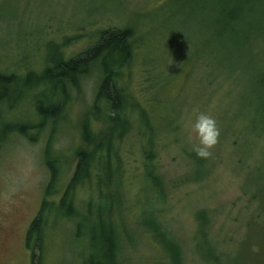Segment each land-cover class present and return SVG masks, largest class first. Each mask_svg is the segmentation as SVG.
<instances>
[{"label":"rangeland","instance_id":"rangeland-1","mask_svg":"<svg viewBox=\"0 0 264 264\" xmlns=\"http://www.w3.org/2000/svg\"><path fill=\"white\" fill-rule=\"evenodd\" d=\"M113 27L133 29L134 56L125 75L131 91L147 100L152 122L141 130L152 133L149 144L133 129L109 158L119 177L110 193L117 188L125 220L136 225L123 238L122 264L167 262L150 236H141V215L164 223L179 264H215L198 252L195 215L201 211L212 215L206 231L219 264H264V0H0V70L39 72L54 58L53 43L72 57L97 41L98 30ZM96 86L94 73L84 77L69 92L60 119L28 130L34 141L15 133L0 142V264H30L36 250L26 246L25 235L50 179L47 156L57 164L56 200L77 166L78 147L85 149L80 126ZM39 92L17 98L15 107L7 97L0 122L39 121ZM202 112L220 128L207 159L193 150ZM91 118L93 129H101L100 118ZM144 143L152 146L148 158ZM145 164L161 176L165 195L147 181ZM96 166L89 180L74 186L81 216L89 205L105 204ZM75 222L60 212L51 216L43 264H82L87 241L85 233L76 237Z\"/></svg>","mask_w":264,"mask_h":264},{"label":"trees","instance_id":"trees-1","mask_svg":"<svg viewBox=\"0 0 264 264\" xmlns=\"http://www.w3.org/2000/svg\"><path fill=\"white\" fill-rule=\"evenodd\" d=\"M213 35L215 36V31ZM132 41L133 29L131 28H102L97 31L96 42L72 57L63 56L57 45L52 42L55 45L52 54L54 58L46 59V64L39 72L29 70L20 73L18 70H0V88L7 89L15 85L17 87L22 85L29 92L41 87L40 93L42 94H53L54 97L60 96L61 100L54 107L41 108V111L38 105L44 101L45 97L35 100V113L40 118V123L35 127L38 130L43 129L45 122H53L57 118H61L63 106L70 96L69 92L72 89H78L84 77L94 73L97 79L94 100L83 116L84 118L82 117L80 126V136L85 149H83V146L82 148L78 147V153L76 154L78 158L77 166L65 190L56 200L52 199L55 196L52 187L57 178L56 160L47 156L46 165L49 169L50 179L46 185L40 208L30 222L25 235L26 246L33 251L36 250L32 254L30 264H43L42 241L46 238L51 216L53 219V216H56L59 212L77 221L74 226L76 237L83 236V233H85L87 248L85 247L86 249L83 252L82 264H122L121 257L124 255L125 248L123 238L131 235L136 225L125 220L124 215L126 213H124V206L120 202V192L117 188L113 186V193H110L109 185H114L119 177H114L116 170L114 173L112 170L114 167L109 158L119 152L120 144L126 137V133L133 129L141 137L145 135L146 140H149L148 144L152 141L150 131L147 134L141 131H148V128L152 125L148 116L147 100L145 101L146 104H143L144 101L135 92L131 91L128 86L129 79L125 75V71L129 69L134 56L135 48ZM260 83L261 86H264V74L260 77ZM68 86L71 87L70 90H66ZM47 89L51 90L45 92ZM2 100L0 102H3ZM132 113L135 116L133 120L131 118ZM91 115L100 118L101 129H93ZM136 120L145 124V126H137L135 124ZM260 121L263 122L262 128L264 129V112L260 115ZM4 123L2 126L4 128L0 127V142L15 133L33 140V137L28 134L29 129L25 125ZM116 142H118L119 149L113 147ZM148 144L144 143L142 149L147 158L150 157L149 153L152 152V146ZM46 152L49 151L46 150ZM91 160H96L94 163L98 167L96 173L98 192L101 198L104 199L105 204H100L96 208L89 205L83 215L86 218L77 220L83 216H81L80 211H77V207L73 202L74 186L78 182L90 179L91 173L87 166ZM199 163H202V161ZM145 166L144 175L147 181L157 188L156 190L159 193L164 191L162 194L165 195L167 188L165 189V186H162L163 180L156 172L155 167L150 164H145ZM106 176H111L113 179L111 183H107L106 179L104 180ZM195 217L198 224L196 237L200 239L198 252L201 258L204 262L211 261V263L219 264L217 262L218 255H210L213 244L212 240L207 238L206 228L212 221V215L209 216V213L201 211L200 213L197 212ZM141 218H143V221L139 222V227L143 230L141 236L144 237L147 234L150 236L152 246L160 249L161 254L167 260L163 264H179L178 249L174 244L175 240L170 231L163 226L164 223L153 217L151 218L154 221L148 220L147 215H141Z\"/></svg>","mask_w":264,"mask_h":264},{"label":"clouds","instance_id":"clouds-1","mask_svg":"<svg viewBox=\"0 0 264 264\" xmlns=\"http://www.w3.org/2000/svg\"><path fill=\"white\" fill-rule=\"evenodd\" d=\"M193 130L199 139V146L193 149L196 156L204 159L211 157V149L217 145L220 137V128L216 119L207 113H199Z\"/></svg>","mask_w":264,"mask_h":264},{"label":"bare ground","instance_id":"bare-ground-1","mask_svg":"<svg viewBox=\"0 0 264 264\" xmlns=\"http://www.w3.org/2000/svg\"><path fill=\"white\" fill-rule=\"evenodd\" d=\"M60 52V51H59ZM58 52V53H59ZM71 89V87L70 86H68V87H66V90H70ZM27 90L28 89H24V87H22V85H19V87H17V85H15L14 87H9V88H7V89H5V88H0V101L2 100V99H5V98H7V97H9V99L8 100H12L11 101V105H13L14 107L16 106V105H18V99L17 98H19L21 95V97L20 98H23L25 95H26V93H27ZM60 94H62V93H60ZM59 95V94H58ZM10 96H12L11 98H10ZM44 98L43 100L44 101H42L41 102V104L40 105H38V108H39V110L41 111V108H47V107H50V106H55L56 105V103L57 102H59V100H61V98H60V96L58 97V96H56V97H54L53 96V94L52 95H48V94H42V93H40L39 92V94H38V99L39 98ZM56 99V100H55ZM3 102H4V100H2ZM3 102H0V104L1 103H3ZM22 101H20V103H21ZM35 103H36V101H35ZM38 123H40V121H37V122H29V123H22V125H25V127L27 128V129H34L35 127H37L38 126ZM5 123L4 122H0V127H2L3 125H4ZM21 125V124H20ZM2 128H4V127H2ZM94 162H96V160H91V161H89V165L87 166V167H89V169H91V166H92V164L94 163ZM56 166H57V164H56ZM113 170V169H112ZM114 172V171H113ZM106 179V182L107 183H111L112 182V178H111V176H106L105 178H104V180ZM103 183V182H102ZM105 183V182H104Z\"/></svg>","mask_w":264,"mask_h":264}]
</instances>
